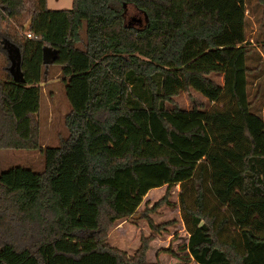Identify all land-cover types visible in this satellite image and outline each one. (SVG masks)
<instances>
[{
    "label": "trees",
    "instance_id": "obj_1",
    "mask_svg": "<svg viewBox=\"0 0 264 264\" xmlns=\"http://www.w3.org/2000/svg\"><path fill=\"white\" fill-rule=\"evenodd\" d=\"M126 6L144 14V27L125 22ZM21 16L36 39L4 30ZM39 19L55 28L49 38ZM248 25L245 0H72L67 10L0 0V148L38 150L43 162L40 172H0V264H159L147 261L152 234L132 254L107 240L132 213L116 206V173L128 170L140 183L135 166L158 164L170 181L189 175L177 207L191 262L264 264V119L249 101L264 78V35L250 42ZM53 73L69 106L67 136L46 146L38 112ZM183 94L202 128L182 130L165 118ZM151 114L167 143L153 137ZM172 135L209 140L191 174L172 159L198 150L177 147ZM174 186L147 211L174 206ZM145 218L156 234L175 223Z\"/></svg>",
    "mask_w": 264,
    "mask_h": 264
},
{
    "label": "rangeland",
    "instance_id": "obj_2",
    "mask_svg": "<svg viewBox=\"0 0 264 264\" xmlns=\"http://www.w3.org/2000/svg\"><path fill=\"white\" fill-rule=\"evenodd\" d=\"M45 6L48 10H67L72 6V0H45ZM245 7L249 20L248 39L250 42L253 40L255 42L256 39L261 40L264 35V0H245ZM28 21L27 16H21L8 20L7 25L3 26V28L10 35H23L22 30L25 29L27 23L29 27ZM125 22L136 28H142L146 24V17L134 7L126 6ZM50 23L48 19H39L35 23L42 30L43 36L46 38H49L55 29L52 28L53 25H50ZM81 38L84 39L83 33L81 34ZM4 64L3 55L0 53V68ZM5 77V72L0 69V79ZM211 78L222 84L221 77L211 76ZM255 91H257L256 87L250 89L253 95ZM258 93L259 96H254V98L250 94L249 101L252 102L250 112L264 119V78L261 80V88ZM193 96L196 100H200L198 95L193 94ZM175 106L177 107V112H173V105H171L167 106L168 113L164 114L170 123L179 126L182 130H189L195 126L203 127L200 113H191V105L186 94L175 99ZM68 109L69 106L64 98L62 85L59 83L56 73H53L51 80L48 81L43 90L38 112L39 135L43 145L56 146L58 138L67 136L62 120ZM149 124L153 137L157 141L167 143L164 130L152 114L149 116ZM171 141L177 147L198 150L192 155L178 152L177 156L172 159V162L177 164H189L191 174L196 163L203 158L204 151L209 145L208 138L194 137L188 140L177 135H172ZM14 166H21L34 172H40L43 167L42 156L38 150L0 148V172ZM135 172L140 183L135 181L128 170L118 171L115 180L111 181L120 189L116 197L117 208L120 210L129 209L132 213L129 217L116 221L111 227L107 238L109 244L125 251L127 254H132L139 246L140 236L152 234L154 235V240L151 242L147 252L148 262H157L159 264H196L187 258L186 252L183 250V245L187 242L188 234L184 229L177 207L180 190L179 183L187 179L189 175H180L170 181L167 169L161 164L138 165L135 166ZM169 182L175 184L169 197V201L174 206L162 205L153 212H148L147 209L164 195L166 185ZM146 213L157 224L171 220H175V223L168 225L159 234L153 233L148 227L145 218Z\"/></svg>",
    "mask_w": 264,
    "mask_h": 264
},
{
    "label": "built area",
    "instance_id": "obj_3",
    "mask_svg": "<svg viewBox=\"0 0 264 264\" xmlns=\"http://www.w3.org/2000/svg\"><path fill=\"white\" fill-rule=\"evenodd\" d=\"M22 31H23V32H22V33H23V36H24L26 39H28V40L36 39V35L33 34V33H31V32L29 31L28 23L26 24L25 29H23Z\"/></svg>",
    "mask_w": 264,
    "mask_h": 264
},
{
    "label": "water",
    "instance_id": "obj_4",
    "mask_svg": "<svg viewBox=\"0 0 264 264\" xmlns=\"http://www.w3.org/2000/svg\"><path fill=\"white\" fill-rule=\"evenodd\" d=\"M44 74H45V70H44Z\"/></svg>",
    "mask_w": 264,
    "mask_h": 264
}]
</instances>
